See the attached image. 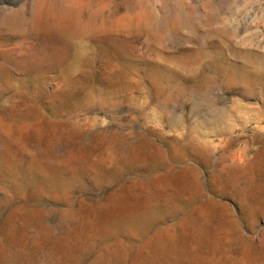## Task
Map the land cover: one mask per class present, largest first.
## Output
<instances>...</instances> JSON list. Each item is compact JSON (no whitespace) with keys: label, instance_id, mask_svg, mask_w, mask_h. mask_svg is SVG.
Segmentation results:
<instances>
[{"label":"rangeland","instance_id":"obj_1","mask_svg":"<svg viewBox=\"0 0 264 264\" xmlns=\"http://www.w3.org/2000/svg\"><path fill=\"white\" fill-rule=\"evenodd\" d=\"M0 264H264V0H0Z\"/></svg>","mask_w":264,"mask_h":264}]
</instances>
